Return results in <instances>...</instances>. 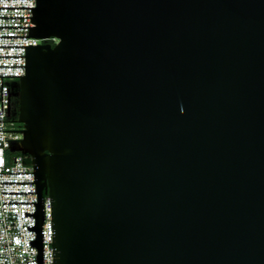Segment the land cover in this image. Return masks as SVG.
Segmentation results:
<instances>
[{
    "label": "water",
    "instance_id": "95a60500",
    "mask_svg": "<svg viewBox=\"0 0 264 264\" xmlns=\"http://www.w3.org/2000/svg\"><path fill=\"white\" fill-rule=\"evenodd\" d=\"M17 122L54 264H264V0H37Z\"/></svg>",
    "mask_w": 264,
    "mask_h": 264
},
{
    "label": "built area",
    "instance_id": "2783aa9c",
    "mask_svg": "<svg viewBox=\"0 0 264 264\" xmlns=\"http://www.w3.org/2000/svg\"><path fill=\"white\" fill-rule=\"evenodd\" d=\"M36 6L37 0H0V264H54L51 201L45 196L40 261L36 177L13 112L12 88L26 75L28 49L58 42L31 37Z\"/></svg>",
    "mask_w": 264,
    "mask_h": 264
},
{
    "label": "flooded vegetation",
    "instance_id": "af4514ba",
    "mask_svg": "<svg viewBox=\"0 0 264 264\" xmlns=\"http://www.w3.org/2000/svg\"><path fill=\"white\" fill-rule=\"evenodd\" d=\"M12 93H13V105H16L19 103L20 82L14 83L12 88Z\"/></svg>",
    "mask_w": 264,
    "mask_h": 264
},
{
    "label": "trees",
    "instance_id": "16d2710c",
    "mask_svg": "<svg viewBox=\"0 0 264 264\" xmlns=\"http://www.w3.org/2000/svg\"><path fill=\"white\" fill-rule=\"evenodd\" d=\"M13 112H14V115H15V116H14V119L16 120L17 117H18V104L14 105ZM16 127H18V128H23V125L20 124V123H18V122H16Z\"/></svg>",
    "mask_w": 264,
    "mask_h": 264
}]
</instances>
